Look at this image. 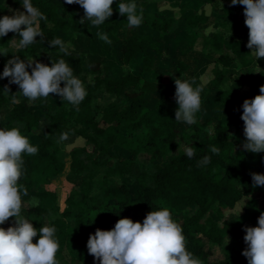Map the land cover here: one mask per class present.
Segmentation results:
<instances>
[{
	"label": "trees",
	"instance_id": "trees-1",
	"mask_svg": "<svg viewBox=\"0 0 264 264\" xmlns=\"http://www.w3.org/2000/svg\"><path fill=\"white\" fill-rule=\"evenodd\" d=\"M0 1L2 18L7 15L4 5L7 0ZM10 1L16 8L22 6V0ZM213 1L206 0V3ZM31 2L46 16L39 22L43 36L37 37L36 42L26 48L17 47L14 56L20 59L33 57L49 67L63 59L73 68L77 78L84 71L91 76V80L84 84L87 96L77 106L78 110L68 104L67 110L59 108L53 113L48 111V106L55 94L35 101L18 96L20 103L14 104L11 95L19 91L18 86L9 84L8 79L0 81V129L17 127L28 137L30 144L38 148L35 155L22 154L24 175L18 183L27 188L28 194L22 198L24 203L36 190L34 197L39 204L21 209V214L36 229L43 226L56 228L55 236L60 245L56 259L60 260L65 252L69 264H99L88 254L86 247L90 226L95 219L104 217L99 229L107 231L119 219L128 218L134 222V215L138 212L142 224L147 213L167 207L172 219L183 229L186 249L202 264H247L241 249L224 247L226 237H232L240 248L246 249L244 228L257 227V220L264 213V186H254L251 179L252 173L264 174V152L254 154L242 148L245 137L240 119L243 101L256 95H242L231 87L223 88L232 66L246 70L254 63L264 62V58L255 61L246 47L249 30L244 24V7L241 5V9L235 11L224 4L216 19L200 9L198 13L184 15L179 20L157 11L146 13L148 0H135L138 12L143 9V21L140 26L130 27L126 16L119 15L118 3L131 0H115L111 6L113 15L104 24L94 26L95 31L106 33L110 40L119 43L121 66L128 67L139 58L140 69L104 78L100 76L99 62L83 61L70 53L69 47L65 53L59 46H49L55 38L64 41L63 37L70 34L79 36L89 32L93 26L90 21L79 23L83 16L78 17L76 10L81 7L68 5L64 0ZM213 24L222 30L234 26L238 38L228 39L220 32L209 38L201 37L200 32ZM180 25L179 39L175 46H168L171 54L167 55L161 48L153 50L149 38L142 34L144 30L155 34L157 39L173 38ZM117 34L121 36L118 39ZM196 35L201 38V52L217 56V67L212 70L206 88L218 93L221 102L204 121L199 123L196 118V124L189 125L175 120V101L169 102L164 96L155 95L162 90L160 83L165 84L164 91L175 95L172 78L188 80L193 88L201 86L186 56L194 45L187 40H195ZM12 39L19 37L15 33L0 37V49L9 51ZM181 42L185 43L186 50L179 51ZM5 56L0 55L3 59ZM161 63L166 69L158 81L157 67ZM5 85L10 89L8 94L3 91ZM206 88L203 86L204 90ZM100 94L109 101L98 113L100 106L96 101ZM33 108H39L43 113L38 115ZM65 132L81 138L84 146L74 147L68 153V177L74 182L64 200L66 207L58 212L56 194L45 186L48 180L64 171V164L57 158L54 140ZM233 136L237 137L235 142L231 141ZM34 138L37 140L33 141ZM185 146L196 149L193 158L186 156ZM211 146L220 149L219 155L209 151ZM110 149L124 152L125 156L112 155ZM142 154L150 156L151 162L139 173H133L135 161ZM206 155L211 156V163L199 166L198 161ZM168 158L163 165L155 163L157 159ZM125 179L137 187L133 197L123 181ZM254 191L261 197V205L254 198ZM243 198H249L243 213L232 222L225 221L224 212ZM177 215L183 217L174 218ZM38 239L39 235L34 237L33 244ZM215 247L222 250V258L208 261Z\"/></svg>",
	"mask_w": 264,
	"mask_h": 264
},
{
	"label": "clouds",
	"instance_id": "clouds-1",
	"mask_svg": "<svg viewBox=\"0 0 264 264\" xmlns=\"http://www.w3.org/2000/svg\"><path fill=\"white\" fill-rule=\"evenodd\" d=\"M115 0H64L68 5L77 4L84 10L83 18L93 26L104 24L113 15L111 7ZM244 7V24L248 28L246 47L255 61L264 58V0H230V6ZM211 8V5H208ZM24 11L12 10L10 16L0 18V37L15 33L19 39L11 41L18 48H26L42 37L39 22L46 16L33 6L31 0H22ZM118 12L127 18L128 26H140L143 21V9L138 12L135 0L118 3ZM209 29L208 31H211ZM100 39L111 43L106 33H100ZM50 47L59 46L67 53L68 45L59 38L50 42ZM7 49L0 50V55H7ZM34 65V66H33ZM28 69L31 70L29 74ZM261 69L256 64V73ZM74 70L63 59L52 63L51 67L37 62L33 57L26 60L13 56L4 65L0 79H8L9 84L18 86L19 91L12 94V103H20L18 96L29 101L38 98L47 99L49 94L63 98L78 110V105L87 96V91ZM63 83V87L61 84ZM174 99L178 105L175 120L189 125L196 124V113L201 107V92L203 86L192 87L188 80H174ZM3 91L9 93L7 85ZM260 95L253 99H245L242 104L243 133L245 142L242 148L251 153L264 152V86L259 88ZM67 132L62 133L57 141L61 143L68 139ZM186 156L191 159L196 154L193 146H185ZM209 151L219 155L220 149L211 146ZM38 148L32 146L28 138L21 134L19 128L0 129V225L9 218H14V226L7 229L0 227V264H59L56 254L59 251V241L56 239L54 226L33 227L21 214L24 206L23 197L27 196V188L18 181L24 175V160L22 154L35 155ZM211 163V156H204L198 161L199 166ZM254 186H264V174H251ZM39 201L31 198L28 207L38 206ZM242 210V209H241ZM240 210V212H241ZM257 227H246L243 237L247 245L241 255L247 259V264H264V213L257 220ZM39 239L33 244V238ZM227 244L229 238L226 237ZM186 238L183 229L172 219L167 207L146 214L142 224L131 219H119L111 230L97 229L87 240L88 254L99 261V264H202V261L186 249Z\"/></svg>",
	"mask_w": 264,
	"mask_h": 264
},
{
	"label": "rangeland",
	"instance_id": "rangeland-1",
	"mask_svg": "<svg viewBox=\"0 0 264 264\" xmlns=\"http://www.w3.org/2000/svg\"><path fill=\"white\" fill-rule=\"evenodd\" d=\"M152 2L151 4L154 5L153 7L157 10L164 12H170L173 14L174 17L181 19L182 16L187 15L189 13H198L200 9H203L207 15L210 17L216 19L219 15L222 13V6L224 4L230 5V0H214L211 4L206 3V0H197V3H202L203 6L201 8L198 7V5H193L191 0H148L149 2ZM0 4H2V1H0ZM5 8H6V14L11 15L12 13L9 11V9L12 10H19L24 11L23 8H20L22 6H19V8H16L13 3L10 0H7L4 2ZM208 5H211V8L208 7ZM235 11L241 9V5L237 4L235 6H231ZM151 9V8H150ZM80 10H83L80 8ZM2 16V11L0 10V18ZM182 26L180 25L179 29L173 34L172 37H167L164 39H149L151 46L153 50L155 49H163L164 55L171 54V50H169L168 46H175L176 42L178 41V35L181 34ZM209 29H212L211 31H208ZM220 32L222 33L226 38L228 39H236L238 38V34L234 29V26H230L226 29H219L217 25L213 24L206 28L204 31L200 32L201 37L209 38L213 33ZM95 32L94 26H92L88 33H85L83 35L75 36L70 34L67 37H63L64 41L68 44L70 53L79 56L83 61H98L101 65V71L100 76L104 78H112L115 76H119L122 72L125 71H134V68L132 66L130 67H123L118 66L119 64V43L117 41H112L111 43H106L102 39H100V34ZM142 34L145 35L144 30L142 31ZM71 38V40L68 39ZM117 39L121 36L117 34L115 36ZM201 38L196 35L195 40H187L188 43L194 42L193 45V51L192 48L188 51V62H190L191 67L193 68L194 74L197 76L199 82L202 86L205 88L208 86L207 83L211 79V73L214 68L217 67L215 59L217 56H214L213 53H210L208 55V52L203 54L201 52V46L199 45ZM167 41V43H166ZM183 47L182 49H186L185 43L181 42ZM189 47L191 44H188ZM9 51L8 54L5 56V59L0 57V74L3 72L4 65L7 63L8 60L12 59L14 56V52L16 50L15 44L11 41L9 45ZM2 50V48L0 49ZM27 59V58H26ZM24 59V60H26ZM138 60L135 61V66L137 67ZM117 63V64H115ZM34 66V65H33ZM261 71L259 73H256V67L252 68L250 70L246 69L245 71H240L237 68H232L230 72L227 74L226 78V85L223 88L226 87H233V89L242 94V95H251V91L253 88H250L249 85L254 83V90H257V92L260 95L259 88L261 86H264V62L262 65L258 66ZM159 70V77L158 81L160 79V76L165 73L166 66L161 63L158 67ZM29 72H31L30 69H28ZM252 78L253 81L249 82V79ZM7 79V78H5ZM83 83V85L91 80V76H89L86 71L82 75L78 77ZM171 81V85L174 84V78ZM4 79H0L2 81ZM161 85V92L159 94H156L155 97L164 96L167 98L169 102L175 101L174 94L170 93L168 91H164L163 88L165 87V84L160 83ZM237 85V86H236ZM63 87V86H61ZM201 107L200 110L196 113V118L199 123L204 121L207 117L211 115L212 109L219 106L221 99L220 95L216 92L209 91L208 88L201 92ZM109 101L106 96L103 94H100L98 97V100L96 101V104L99 105V109L97 110L98 113L102 112V109L106 102ZM68 102L65 101L61 97H54L51 101L50 105L48 106V111L50 113H53L55 110L59 108H65L68 109ZM176 109L178 108V105H174ZM34 113H40L42 114L43 111L39 108H33L32 109ZM71 124V121L69 120L68 125ZM237 124V123H236ZM241 125V123L239 124ZM190 131H188L189 133ZM27 137V136H26ZM28 138V137H27ZM236 136H233L231 138L232 142L236 141ZM37 139L34 138L33 141H36ZM58 140H54V147L57 149V158L59 161H61L64 164V171L58 175L55 178H52L48 180V183L45 186V189L52 191L56 194V204L58 206V212H61L66 206L64 203V200L66 198L67 193L72 187V183L74 182L72 177H68V163H69V151L74 147H81L84 146V141L81 138H75L74 136H68V139L57 143ZM90 149V148H89ZM109 153L112 155H122L125 156L124 152L118 151L116 149H110ZM157 159L155 161L158 165H163L164 162L168 161ZM151 162L150 156L146 154L140 155L137 160L135 161V165L133 168V173H139L142 169H145ZM124 183H126L130 188V194L133 197L136 191V185L132 184L129 179L123 180ZM36 190L32 192V197H34V193ZM254 198L256 199L258 205H261V197L257 193V191H254L253 193ZM37 199V198H36ZM38 200V199H37ZM249 201V198H243L240 200L231 210H226L224 212V220L232 222L235 220L236 217L241 215L244 210L245 204ZM133 206V204H132ZM28 207L27 203H24V206L22 209H26ZM242 209V210H241ZM241 210V212H240ZM214 218L213 215H211ZM182 215L174 216V218L180 219L182 218ZM104 217H100L98 219H95L91 226H90V235H94L95 231L99 229L100 225L104 222ZM134 222H140V218L138 215V212L134 215ZM10 226H14L13 220H8L5 224L0 225V227L7 229ZM229 238V243L227 244V240L224 242V247H232L234 249H241L242 251L246 249L240 248L237 240L232 237ZM222 258V250L219 248H213L212 250V256L209 257L208 261H215L220 260ZM59 261V264H69V259L67 254L64 252L62 254V258Z\"/></svg>",
	"mask_w": 264,
	"mask_h": 264
},
{
	"label": "crops",
	"instance_id": "crops-1",
	"mask_svg": "<svg viewBox=\"0 0 264 264\" xmlns=\"http://www.w3.org/2000/svg\"><path fill=\"white\" fill-rule=\"evenodd\" d=\"M191 1L193 2V3H192L193 5H196V6L198 5L199 8H201V7L203 6L202 3H200V4L197 3V0H191ZM151 3H152L151 1L148 3V5H147V7H146V9H145V12H146V13H152V12H156V11H157V12H160V13L164 14V15L167 16V17H174L173 14H171V13L168 12V11L163 13V11H160V10L155 9V8L153 7L154 5H152ZM150 8H151V9H150ZM76 12L78 13V17H80V18H81V17L83 16V14H84V10H80V9H78V10H76ZM189 14H191V13H189ZM187 15H188V14H187ZM175 18H176V17H175ZM176 19H179V18H176ZM179 20H180V19H179ZM215 25H216V24H215ZM218 28H219V27H218ZM145 31H147V30H145ZM95 32H96V31H95ZM96 34H97V33H96ZM145 35H146L149 39L151 38V39L154 40V39L157 38L155 34L150 33L149 31L145 32ZM181 47H183V45L180 43V44H179V51H181V50H186V49H187V48H186V49H182ZM169 50H170V49H169ZM192 51H193V48H192ZM187 53H189V52H187ZM187 55H188V54H186V56H187ZM187 58H188V56H187ZM136 60H138V62H137V67L135 66V64H132V65H130V66H132V67L134 68V70L139 71V69H140V67H139V62H140V61H139V58H136ZM136 60H135V61H136ZM93 62H98V61H93ZM134 63H135V62H134ZM115 64H117V63H115ZM118 64H119V63H118ZM256 64H257L258 66L262 65V64H259V63H254V64H253L248 70H250V69H252V68H255V67H256ZM118 66H121V65L119 64ZM130 66H128V67H130ZM125 68H126V67H125ZM232 68H237V67L232 66L231 69H232ZM231 69H230V70H231ZM240 71H243V70H240ZM244 71H245V70H244ZM229 72H230V71H229ZM227 74H228V73H227ZM227 74H226V78H227ZM250 81H253V82H254L255 80H253L252 78H250V79H249V82H250ZM236 86H237V85H236ZM249 87H250V88H253L252 91H251L252 94H255L256 96L259 95V93L257 92V90H254V87H255V86H254V83H253V84H250ZM231 88L233 89V87H231ZM233 90H234V89H233ZM234 91H235V90H234ZM36 114L39 115L40 113H36ZM68 164H69V163H68Z\"/></svg>",
	"mask_w": 264,
	"mask_h": 264
}]
</instances>
